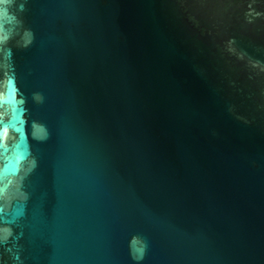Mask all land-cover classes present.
Returning <instances> with one entry per match:
<instances>
[{"label":"water","instance_id":"95a60500","mask_svg":"<svg viewBox=\"0 0 264 264\" xmlns=\"http://www.w3.org/2000/svg\"><path fill=\"white\" fill-rule=\"evenodd\" d=\"M0 264H264V0H0Z\"/></svg>","mask_w":264,"mask_h":264}]
</instances>
